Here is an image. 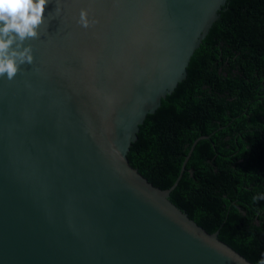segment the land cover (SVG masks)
<instances>
[{"label":"water","instance_id":"water-1","mask_svg":"<svg viewBox=\"0 0 264 264\" xmlns=\"http://www.w3.org/2000/svg\"><path fill=\"white\" fill-rule=\"evenodd\" d=\"M227 0H50L0 78V264H255L127 153ZM90 21L78 23L80 10Z\"/></svg>","mask_w":264,"mask_h":264},{"label":"trees","instance_id":"trees-1","mask_svg":"<svg viewBox=\"0 0 264 264\" xmlns=\"http://www.w3.org/2000/svg\"><path fill=\"white\" fill-rule=\"evenodd\" d=\"M170 200L255 264L264 259V0H227L186 77L127 153ZM256 198L255 200L253 198Z\"/></svg>","mask_w":264,"mask_h":264},{"label":"clouds","instance_id":"clouds-1","mask_svg":"<svg viewBox=\"0 0 264 264\" xmlns=\"http://www.w3.org/2000/svg\"><path fill=\"white\" fill-rule=\"evenodd\" d=\"M50 0H0V78L13 80L24 64H32V47L24 41L39 37L45 10ZM90 21L88 10H80V23L84 28L97 23ZM256 199L255 197L253 198ZM259 264H264L262 259Z\"/></svg>","mask_w":264,"mask_h":264}]
</instances>
